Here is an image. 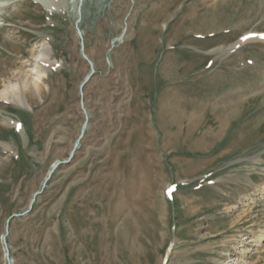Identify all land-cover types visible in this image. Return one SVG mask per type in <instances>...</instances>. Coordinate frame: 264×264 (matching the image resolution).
<instances>
[{"label": "rangeland", "instance_id": "obj_1", "mask_svg": "<svg viewBox=\"0 0 264 264\" xmlns=\"http://www.w3.org/2000/svg\"><path fill=\"white\" fill-rule=\"evenodd\" d=\"M82 2L0 0V264L7 230L10 264H232L264 223V40L221 50L264 0Z\"/></svg>", "mask_w": 264, "mask_h": 264}, {"label": "bare ground", "instance_id": "obj_2", "mask_svg": "<svg viewBox=\"0 0 264 264\" xmlns=\"http://www.w3.org/2000/svg\"><path fill=\"white\" fill-rule=\"evenodd\" d=\"M52 1V0H51ZM81 2H82V0H81ZM48 3V4H47ZM47 3H46V5H45V9L47 10V11H53V8H52V5L51 4H49V1H47ZM83 3V2H82ZM10 7V6H9ZM2 9H6L5 8V6H0V10H2ZM83 33V32H82ZM259 36H261V35H258V34H256V33H250V34H245L243 37H248V39H242V37L236 42V43H234L233 45H231L228 49H223V50H221V51H231V50H234V49H237V48H239L240 46H242V45H244L247 41H251V40H256V38L258 39L259 38ZM78 37H79V39H81L80 37V34L78 35ZM83 38H84V35L82 34V40H83ZM124 38H125V35H122L119 39H117V41H121L122 39H123V41H124ZM261 39V38H260ZM263 39V38H262ZM41 44V43H40ZM42 45V44H41ZM35 47V46H34ZM42 47V46H41ZM84 49V48H83ZM84 53H85V51H84ZM86 54V53H85ZM50 55V50L48 49V48H46V47H44V48H41V49H39V50H37L36 51V53H35V55H34V57H35V60L36 61H39V60H43V58L45 59V58H48V56ZM87 55V54H86ZM88 56V55H87ZM40 57H42L41 59H40ZM90 59V58H89ZM91 60V59H90ZM92 61V60H91ZM92 63H93V61H92ZM94 63H93V68H94ZM95 70V69H94ZM92 71V68H91V66H90V71H89V73ZM88 73V74H89ZM18 74V73H17ZM42 76V75H41ZM21 78V77H20ZM26 78V77H25ZM26 82V81H25ZM20 91L17 89H13V91H12V93H11V96H7L6 98H8L9 97V99H11L12 98V100H18V98L17 97H22L23 96V94L22 93H19ZM17 98V99H16ZM26 99V98H25ZM14 103H16V102H14ZM19 103H21L22 105L23 104H27V102H26V100H24V97L23 98H20L19 99ZM29 107H30V105L29 104H27ZM229 105H230V103H229ZM24 106V105H23ZM236 113H238L237 111H232L231 113H230V115L232 116V115H234V114H236ZM230 115H228V117H227V119L228 118H230L231 116ZM85 121H86V119H85ZM16 122V121H15ZM14 122V123H15ZM11 123H12V120H11ZM22 126V125H21ZM84 126V125H83ZM87 128H88V125L86 126V128H85V130H84V133L83 134H85V132H86V130H87ZM75 152V151H74ZM73 155V154H72ZM262 195H263V197H264V193H262ZM252 201V200H251ZM250 201V202H251ZM248 204V203H247ZM246 205V204H245ZM251 206V205H250ZM245 207V206H244ZM241 210V209H240ZM244 215L245 216H250L251 214H250V212H249V210H248V208L246 209H242V211L240 212V214H239V217L241 218V217H244ZM260 226V230H258L257 232H255V235H253L251 238H254V239H252V240H250L251 242H249L251 245L250 246H245V247H243V249H241L238 253H236L235 255H234V258L231 260L232 261V264H248V259H247V256H250V254H251V252L252 251H255V252H260L261 251V249H262V247L264 248V243H263V240H264V223L262 224V225H259ZM6 235V234H5ZM6 237H7V235H6ZM120 239V238H119ZM1 241H2V244L5 246V241L1 238ZM8 250V249H7ZM7 250H6V248H5V259H6V262H7V264H10L9 262H10V254H7ZM250 253V254H249ZM260 256L258 255L257 256V258L256 259H258ZM11 264H12V262H11Z\"/></svg>", "mask_w": 264, "mask_h": 264}, {"label": "water", "instance_id": "obj_3", "mask_svg": "<svg viewBox=\"0 0 264 264\" xmlns=\"http://www.w3.org/2000/svg\"><path fill=\"white\" fill-rule=\"evenodd\" d=\"M79 21H80V18H79ZM78 33H79L80 36L82 37V31L78 29ZM82 54H83V57H84L85 59H87L88 62L90 63L91 68H92V71L86 76L85 80L82 82L81 87H83V86H84V85H85V84L91 79L92 75H93L94 72H95V70H94V68H93V63H92V61L89 59V57L84 53L83 48H82ZM87 125H88V119H86V121H85V123H84L83 130H82V134L84 133V130H85V128H86ZM58 163H59V162L55 163V164L51 167V169L49 170V172H48V177L45 179V182H44V185H43L44 187H45L46 183L48 182V180L50 179L51 175L53 174L54 170H55L56 167L58 166ZM39 193H40V192L35 193L34 198H33L32 202H31V206H32V204L34 203V201H35V199H36V196H37ZM27 212H28V211H27ZM27 212H25V213H27ZM25 213H23V214H15V215H13V216H22V215H24ZM7 234H8V230H7V232H6V235H7ZM6 235H3V236H2V239H3L4 241L6 240ZM5 244H6V241H5ZM5 247H6V249H8L7 244L5 245Z\"/></svg>", "mask_w": 264, "mask_h": 264}, {"label": "snow or ice", "instance_id": "obj_4", "mask_svg": "<svg viewBox=\"0 0 264 264\" xmlns=\"http://www.w3.org/2000/svg\"><path fill=\"white\" fill-rule=\"evenodd\" d=\"M242 39H248V37H242ZM169 191H171V190H169Z\"/></svg>", "mask_w": 264, "mask_h": 264}]
</instances>
